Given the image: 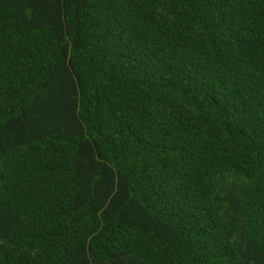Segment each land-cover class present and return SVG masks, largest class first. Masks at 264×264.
<instances>
[{
    "label": "trees",
    "instance_id": "16d2710c",
    "mask_svg": "<svg viewBox=\"0 0 264 264\" xmlns=\"http://www.w3.org/2000/svg\"><path fill=\"white\" fill-rule=\"evenodd\" d=\"M0 264H264V0H0Z\"/></svg>",
    "mask_w": 264,
    "mask_h": 264
}]
</instances>
